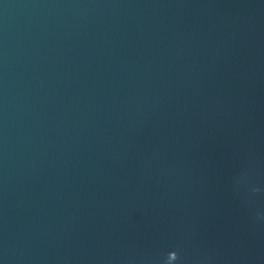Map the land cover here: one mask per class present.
<instances>
[{
  "label": "water",
  "instance_id": "water-1",
  "mask_svg": "<svg viewBox=\"0 0 264 264\" xmlns=\"http://www.w3.org/2000/svg\"><path fill=\"white\" fill-rule=\"evenodd\" d=\"M0 264H264V0H0Z\"/></svg>",
  "mask_w": 264,
  "mask_h": 264
}]
</instances>
